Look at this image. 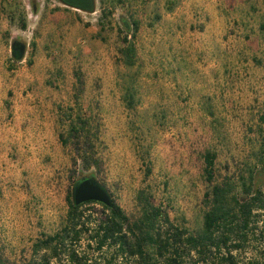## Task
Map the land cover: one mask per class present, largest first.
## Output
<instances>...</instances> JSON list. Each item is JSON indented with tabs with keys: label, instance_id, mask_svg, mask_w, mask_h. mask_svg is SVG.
Instances as JSON below:
<instances>
[{
	"label": "rangeland",
	"instance_id": "1",
	"mask_svg": "<svg viewBox=\"0 0 264 264\" xmlns=\"http://www.w3.org/2000/svg\"><path fill=\"white\" fill-rule=\"evenodd\" d=\"M122 19L140 23L134 67L121 61ZM263 27L264 0H95L87 11L0 0L4 263L28 264L38 240L62 231L66 197L82 178L107 188L131 223L142 216L144 191L194 232L210 190L206 151L217 154L216 183L230 179L241 195L242 179L264 158ZM15 38L28 47L16 64ZM73 123L86 125L79 140ZM89 209L99 219L100 208Z\"/></svg>",
	"mask_w": 264,
	"mask_h": 264
},
{
	"label": "trees",
	"instance_id": "2",
	"mask_svg": "<svg viewBox=\"0 0 264 264\" xmlns=\"http://www.w3.org/2000/svg\"><path fill=\"white\" fill-rule=\"evenodd\" d=\"M173 6L169 7L170 11ZM11 21L16 22L15 16L11 17ZM19 22L20 28L25 30L26 17H20ZM139 30V21L122 19L119 28L124 44L121 61L127 67L136 65L134 40ZM10 47L13 63L22 62L26 57L27 43L15 38ZM78 91H83L82 83ZM126 98L130 103L134 101V94L129 89L126 90ZM85 127V123H73L71 137L79 140ZM62 142L68 144L63 139ZM203 159L204 179L210 190L205 194L206 211L200 231L176 226L163 205L153 204L151 196L144 191L138 196L142 208L140 219L131 223L113 199L111 207L100 203L105 212L92 227V214H87L83 208L98 202L77 206L72 193L66 197L69 205L67 225L59 233L44 235L38 240L33 246L34 256L28 264H52L53 260L55 264H264V158L259 160V171L252 169L247 179H242L241 195L237 193V184L230 179L216 183L215 152L206 151ZM146 173L150 175L152 170L147 168ZM84 238L94 241L99 251L107 243L118 245L119 250L110 256L94 255L87 250L90 244L85 247L86 250L83 249ZM44 250L46 252L42 253ZM248 252L252 253L250 257H246ZM121 254L124 255L122 262L118 260ZM0 264H5L1 258Z\"/></svg>",
	"mask_w": 264,
	"mask_h": 264
},
{
	"label": "water",
	"instance_id": "3",
	"mask_svg": "<svg viewBox=\"0 0 264 264\" xmlns=\"http://www.w3.org/2000/svg\"><path fill=\"white\" fill-rule=\"evenodd\" d=\"M70 6L85 11L88 10V8L84 7L82 4H74ZM73 200L77 206L87 202H98L107 207H111L113 205V198L108 189L92 177L83 178L74 186Z\"/></svg>",
	"mask_w": 264,
	"mask_h": 264
},
{
	"label": "built area",
	"instance_id": "4",
	"mask_svg": "<svg viewBox=\"0 0 264 264\" xmlns=\"http://www.w3.org/2000/svg\"><path fill=\"white\" fill-rule=\"evenodd\" d=\"M86 206H89V208H91V209H89L88 210V212H90V213H92V208L94 209V207H96V208H100V210L102 211L101 212V215H100V217H99V219H96L95 221L96 222H99L101 219H102V217H103V214H104V212H105V209H104V207L100 204V203H93V204H88V205H86ZM95 221H94V223L92 224V227H95L96 226V223H95ZM83 241H87V245L88 244H90V247L92 246L93 248H92V254H94V255H98V254H106V255H112V254H114L115 252H118V250H119V246L117 245H113V246H111L109 243H107V244H105V246H103V248H102V250H97V245H96V243L94 242V241H88L87 239H85L84 238V240ZM82 241V242H83ZM85 247H88V246H83V249L84 250H86V248ZM87 250H88V248H87ZM46 252V250H44V251H42V253H45ZM123 256L124 255H119L118 256V260L120 261V262H122L123 261ZM67 261H69L68 259H67ZM56 263V261L55 260H53L52 261V264H55ZM70 263V262H69Z\"/></svg>",
	"mask_w": 264,
	"mask_h": 264
},
{
	"label": "flooded vegetation",
	"instance_id": "5",
	"mask_svg": "<svg viewBox=\"0 0 264 264\" xmlns=\"http://www.w3.org/2000/svg\"><path fill=\"white\" fill-rule=\"evenodd\" d=\"M60 2H62V3H71V5L72 4H82V5H84V7H86V8H88V9H90L92 6H93V4H94V1L93 0H59Z\"/></svg>",
	"mask_w": 264,
	"mask_h": 264
}]
</instances>
